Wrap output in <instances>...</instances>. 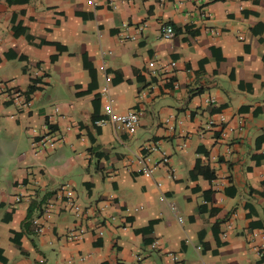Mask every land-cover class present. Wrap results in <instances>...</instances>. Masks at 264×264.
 <instances>
[{
	"label": "crops",
	"instance_id": "obj_1",
	"mask_svg": "<svg viewBox=\"0 0 264 264\" xmlns=\"http://www.w3.org/2000/svg\"><path fill=\"white\" fill-rule=\"evenodd\" d=\"M86 1L0 0V264H264V0Z\"/></svg>",
	"mask_w": 264,
	"mask_h": 264
},
{
	"label": "built area",
	"instance_id": "obj_2",
	"mask_svg": "<svg viewBox=\"0 0 264 264\" xmlns=\"http://www.w3.org/2000/svg\"><path fill=\"white\" fill-rule=\"evenodd\" d=\"M86 3L88 5H92L93 0H87ZM173 36H174L173 29L169 25H164L161 28L162 39L171 40L173 38ZM169 65H170V67H173V63H170ZM146 66L149 69V73L151 75H154L155 74L154 63L149 61ZM99 95L105 96L106 90L102 89L99 92ZM11 96H12L13 100H17V99H20L23 95L20 93L14 92ZM20 104H21L22 108H28L30 105V101L28 99H23ZM52 110L54 113L58 112L57 107H52ZM107 123L113 125L114 127L121 128V129L126 130L128 132H132V131H134V129L137 126L138 116L134 111H131V110L126 111L124 113H114L112 111L111 106H110V101H107L102 107V114L97 119H95L93 121V124L96 127H100V126L105 125ZM55 143H56V140L53 139L52 137H50V133H47V134L41 133V135L37 137V140H35L32 143V146H33V150L35 151V153H39V152L42 153V152L52 150ZM144 159H145L144 156H138L137 157L136 160H137V164L139 166L138 171L141 174H143L144 176L148 177V176H150L151 170L147 169L144 166V164H143ZM162 162L166 163V159H162ZM157 187H158V185H157ZM57 194H58L59 198L62 200V202L65 203L66 206L69 208L72 216L75 219H79L80 218V207L75 202L72 190L67 185H63V186L58 188ZM20 199H21L20 196L16 195L13 198V201H14V203H19ZM51 209H52V205L49 203L42 208L40 214L44 218L47 219L51 214ZM178 221H179V219H178ZM30 224L34 228L35 233H37V234L40 233L41 228L39 226L37 219L31 220ZM227 228H230V225H227ZM97 235L100 236L101 233H97ZM76 237H77L76 234L72 230L68 231L66 234V239L69 241L76 239ZM221 237L224 238L225 233H222ZM172 259L175 260L174 258H172Z\"/></svg>",
	"mask_w": 264,
	"mask_h": 264
},
{
	"label": "trees",
	"instance_id": "obj_3",
	"mask_svg": "<svg viewBox=\"0 0 264 264\" xmlns=\"http://www.w3.org/2000/svg\"><path fill=\"white\" fill-rule=\"evenodd\" d=\"M29 0H4V2L7 4V5H20V4H24L26 2H28ZM210 2H214V1H217V0H209ZM29 38V37H28ZM41 43H44V42H41ZM55 47L56 50L58 51H64V47H61L57 44L53 45ZM83 62L86 63L85 59H83ZM33 87L30 86L28 87L27 89V92L26 93H30L31 91H33ZM264 140V137H261L259 138L257 141H256V144H259L261 141ZM259 158H264V155L263 156H260ZM203 169L202 168H195L194 170H192L190 172V176L193 178L198 172L202 171ZM30 213H31V209H28L27 211V214H26V220L25 222L22 224V230L24 231H27L29 225H30V222H29V218H30ZM29 222V223H28ZM29 224V225H28ZM11 235H12V238L10 239V241L17 245L18 244V239L19 237L21 236V232L20 233H14V232H11ZM0 259H2V257L0 256Z\"/></svg>",
	"mask_w": 264,
	"mask_h": 264
}]
</instances>
